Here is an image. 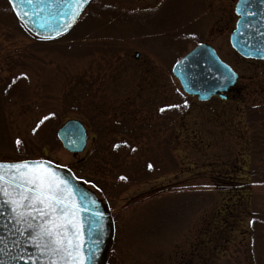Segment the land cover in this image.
Instances as JSON below:
<instances>
[{
  "label": "rangeland",
  "instance_id": "rangeland-1",
  "mask_svg": "<svg viewBox=\"0 0 264 264\" xmlns=\"http://www.w3.org/2000/svg\"><path fill=\"white\" fill-rule=\"evenodd\" d=\"M235 3L91 0L39 39L0 0V161L50 160L95 191L114 223L106 264H264V60L231 48ZM200 42L239 75L227 99L171 73ZM67 119L87 128L80 153L57 139Z\"/></svg>",
  "mask_w": 264,
  "mask_h": 264
},
{
  "label": "water",
  "instance_id": "water-1",
  "mask_svg": "<svg viewBox=\"0 0 264 264\" xmlns=\"http://www.w3.org/2000/svg\"><path fill=\"white\" fill-rule=\"evenodd\" d=\"M8 2L15 17L25 29L37 37L53 39L64 34L75 23L89 0L72 20L69 18L75 0H32L31 3L28 0H14L10 3L8 0ZM235 13L239 17L230 34L231 47L244 58L264 60V0H238ZM171 72L184 93L196 96L201 101L212 96L225 99V92L234 85L238 77L237 73L206 43L196 45L182 56L174 63ZM56 136L62 147L71 153L83 151L86 145V129L78 119L63 122L57 129ZM37 160L50 162V167L55 170L57 176L73 186L75 199L81 207L79 217L83 226L84 251L86 255L91 253L88 264H105L113 235V221L108 205L78 180L68 167L46 159L27 161ZM33 223H39V220H34ZM31 232L32 229L15 222L11 207L0 197V264H47V260L28 243Z\"/></svg>",
  "mask_w": 264,
  "mask_h": 264
},
{
  "label": "snow or ice",
  "instance_id": "snow-or-ice-1",
  "mask_svg": "<svg viewBox=\"0 0 264 264\" xmlns=\"http://www.w3.org/2000/svg\"><path fill=\"white\" fill-rule=\"evenodd\" d=\"M86 3L87 0H75L69 19H74ZM173 107L179 106L166 105L159 111ZM16 144L20 145L21 141L17 139ZM0 197L11 207L15 222L32 229L28 243L47 260V264H88L91 253L86 255L84 251L80 203L75 199L73 186L57 176L50 162H0ZM37 219L39 223L34 224Z\"/></svg>",
  "mask_w": 264,
  "mask_h": 264
}]
</instances>
